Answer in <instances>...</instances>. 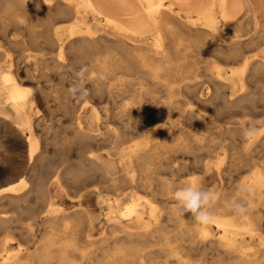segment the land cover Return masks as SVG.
Wrapping results in <instances>:
<instances>
[{"label":"rangeland","instance_id":"obj_1","mask_svg":"<svg viewBox=\"0 0 264 264\" xmlns=\"http://www.w3.org/2000/svg\"><path fill=\"white\" fill-rule=\"evenodd\" d=\"M13 2L16 4H13ZM254 2L255 0L249 1L250 4L252 3L256 5L257 3L255 4ZM56 3L53 8L50 7L52 9H47L45 8V6H42L40 0H20V1L13 0L10 4L11 7L3 6L0 3V6H1L0 7V26H1L0 27V38H1L0 39V62H4L5 60L7 62L10 61L9 63L11 64V69L13 70V72H15L19 82L22 85L27 86V88L30 89V99H32L33 97V101H35L34 102L35 112L33 114L35 117L33 118L34 119L33 129L38 138L37 155L41 154L42 155L41 159L43 158V156L44 158L46 157L45 159L43 158L42 160L44 163L47 160L46 164H48V167L45 168L44 165L46 164L42 163V166L41 164H39L41 163L40 162L41 159L39 160L34 159L36 162L30 160L28 158L29 156L27 155L28 152L25 148L26 140L24 136L21 135V133H19L20 131L16 128L12 120H6L3 117H0V188L7 184H11V183L12 184L15 183L14 185H16V183H18L21 178L23 180H21L20 183L23 184L22 182H24V184L26 185L24 184L21 185L19 183L18 186H22V188L25 187V189L27 188L26 190L23 189L25 191L22 190L19 194H15L14 197L11 194H7L8 197L6 195L4 197V194L1 195L0 197V217H2V220L0 218V222L2 223V224L0 223V248H1L0 254L1 252L2 253L5 252L4 249L5 250L9 249L11 251L34 250L37 247V245H39L40 243L38 241L41 238L46 237L48 234H50L49 232L50 230L46 228L47 224L45 223V221H42L41 219L42 218L45 219L47 215V209H48L47 205L49 204L48 198H49V191H50L49 184L51 183L55 174L57 173L61 174L60 177H61L62 185H61V191L58 192L55 196V202L59 204L60 206H62V208L64 207L63 209L67 211L68 213H72L71 215L68 216L66 220L73 221V231L75 232L74 234L75 238L77 237L76 239L78 240V246L82 245L81 248L80 247L79 248L86 249V251H89L88 249L92 248V246H89V244L87 243L85 234L92 233V235L96 237V239L97 237L99 239L100 235L103 234L104 236L106 235L107 232L109 233V231L113 230L112 226H117V223L119 222L120 218L122 219L120 221L126 220L127 217L120 214L121 209L126 210L127 206L131 205L132 199L130 196L126 195V197L122 201L124 206L120 208V207H117L115 203V198H114L115 194L116 196H118L119 193L120 195H122L127 190L130 192L135 191V192L144 194L145 196L154 198L152 200L156 201V203L160 205H163L166 203L164 205L165 207L169 208V206H171L173 208L175 201L172 198L165 200V198L160 195L154 196L155 194H154L153 188H143L140 185L138 186L136 185L137 188L135 186L131 188L132 186L130 187L129 183L120 182L119 181L121 178L120 176L123 177V173L125 174L124 166L120 162V157H118L117 155H113V156L110 155L114 151H116L117 147H119L120 145L121 147L126 148L127 146H132L135 143L142 142L145 139L147 134L152 133L154 128H158V126L163 123L165 118L162 117L160 114L163 112L165 108L166 109L164 111H165V114H167L166 118L168 120H171L173 123L175 122L177 124L176 126L177 133L178 134L182 133V137L186 138V142H188L189 146L188 147L177 146L176 148L171 149L168 154L164 155L166 157L164 156L162 157L161 163L163 165L158 166V167L153 166V165H147L146 169H144L139 174L140 177L145 178L147 174L151 172L152 177H153V180H152L153 184H156L157 179L159 181L161 180L164 182L172 180L173 187L182 186L183 184L184 185L187 184L185 182L192 177L200 178L202 179L204 183H207L208 185L206 188L207 190L217 187L218 188L217 190H221L222 191L221 193H224V195L229 197V199L236 200L238 198L237 197V189H238L237 186L238 185L241 186L242 185L241 183L252 174V171L254 169L252 167V164L250 163H253V161H255L256 159L262 160V161L264 160V157L262 155V153H264L263 152L264 151V146H263L264 145L263 144L264 143V124L257 123V121L264 120V98H263L264 97V92H263L264 86L262 87V85H264L263 70H261L260 68L259 70L254 68L252 71L249 68L244 73V76H243V79H244V85H243L244 89L243 90L239 85L235 94L233 95L234 97L231 96L232 97L231 100L225 99L223 96V93H221L220 91L216 92L215 94H213L214 96L212 95L211 97L215 101L212 100L211 98L209 99L212 101L207 99L208 96H210L211 94V89H213V86L210 85L212 82L211 77L207 75L208 74L207 72L206 73L205 71L203 72V70H199L196 73H188V72L177 73L174 75V77H171V78L164 76L161 79L162 82L159 84L151 83L152 77L144 73L143 75H141L142 72H139L138 70H131V71L125 70V69L119 70V71H116V73L114 72L113 74H111V78L115 80L114 82L113 80H111V78L109 79L110 75L108 76L107 80L109 81L111 80L110 83L112 82L115 83V82H118L119 79H122V82H124L122 87H124L125 89H129L130 92L127 91L124 93V92L116 91L113 95L117 99L116 102L115 101H114L115 103L113 101L108 102L109 99L107 98V94H106L107 87L105 84L97 85L99 88V91L95 89L92 92V89H90V88H93V89L95 88L90 82L91 80L90 77L94 75V74L91 75V72L88 70L90 59L86 57L85 55H83V57H78L79 55H77L73 51H69L65 49L63 50V52H60L57 48V45L52 44L47 39V32H51L52 29L54 28L53 26H55L56 23L71 20L70 16L63 15L61 12H59V7H60L61 2L57 0ZM252 4L250 6H253ZM16 7H18V9H16ZM34 10H37V13H35ZM43 10L46 13H44ZM258 15L260 19L258 18L257 21H253L252 13L250 16V12H247V14L243 12L239 20L236 23L223 26V28L224 27L225 28L223 30H220V33L222 34L221 37L224 40L230 41L235 35L241 34L242 38L245 40V42H243V45H241V49L247 54L250 53L248 56L250 55L252 57L259 56L262 50H264V47H263L264 45L263 43L264 42V29H263L264 13H259ZM6 18H8L9 20ZM47 19H48V22H47ZM53 22L55 24H53ZM6 31L13 32V35L11 33H9L10 34L9 35ZM255 31L257 32L255 33ZM259 31H261V33L263 34H260ZM3 36H5V39ZM203 38H204V41L207 40L205 36ZM12 39H15V41H13ZM248 40L252 42L250 43ZM247 41L251 45H249ZM211 45L207 44L205 48H208V49L204 48L203 50V48H201L202 54L206 56L209 55L211 48H212ZM253 45L255 47H253ZM260 46L263 48H261ZM259 47L261 50L259 49ZM201 49H197L198 52H201L200 51ZM205 50L206 52H204ZM58 53L60 54L58 55ZM194 58L196 57H193L192 59L191 57H189L187 61H191L193 63V60H195ZM202 60L204 61L205 59L202 58ZM204 63L205 62H201L198 65L203 66L205 65ZM222 63L225 64V61H222ZM81 70L84 71L83 84H84V87L88 89L89 94L85 99L77 102L71 97L69 93V88L81 82L80 78L76 76V73ZM259 71H262L263 74H261L262 72H259ZM119 73L121 75H118ZM247 75H249L250 77H248ZM107 80L105 79V81ZM138 81L140 83L144 82L143 85H141ZM189 83L191 84L188 86ZM260 86L262 87L261 90H260ZM104 88H106L105 91L103 90ZM142 88H144L143 89L144 93H142L140 97L133 94L134 91H139ZM198 89H200L201 91ZM132 90L133 92H131ZM183 90L186 91V93H184ZM248 90H249V93H248ZM104 93L105 95L102 96V94ZM199 94H201L204 100H201L198 98ZM170 100L173 101V104L171 106H174L175 109L174 107L170 106L169 104ZM178 100L180 102L182 100V102L185 104H183L182 102L180 103ZM214 102L216 104L218 103L217 106ZM163 104H165L164 107L162 106ZM93 105L97 107L95 108ZM105 106L106 108L109 107L108 110L107 109L105 110L104 108ZM134 106H137V107H134ZM138 106H140L141 109H139L140 107ZM168 107L169 108L171 107L172 110L171 108L169 110ZM176 107L178 108L179 111L177 110ZM8 108L9 106L7 105L6 110L9 111ZM94 110H96L97 112L99 111L98 119H95L92 116L94 114L93 113ZM122 111L123 113L126 114V116L124 114H121ZM132 111H135V112H132ZM138 111L139 112L142 111L141 113L145 112L144 114L147 113L146 115L149 117V120H145L144 118H141L140 117L141 114H137ZM158 111H160L161 113L159 112L160 113L159 114ZM106 112H107L106 114L107 116L105 115ZM168 112L170 113L168 114ZM198 112L200 113L201 116H199ZM192 113L195 115L193 116ZM76 114L78 116L83 115L81 118L83 120L85 128H88L89 126V128L93 130L95 129L94 133H98L101 135H97L96 137H88V139L87 137H80L79 135H77L75 133L76 132L75 131L76 130L75 117L77 118ZM127 114H129L130 117H127L128 116ZM134 114L137 116L133 117ZM137 117L138 119H136ZM196 118L198 119L201 118V119L198 120ZM249 124H256L257 131L255 135H253L250 139H245L242 136L241 130L245 129ZM231 127L233 130L231 129ZM139 129L142 131H140ZM212 137L214 139H212ZM198 138L199 140H197ZM206 142L207 143L209 142V143L206 144ZM215 143L217 144V146L215 145ZM200 144H203L204 146H201ZM210 144H212L211 145L212 147L210 146L211 148L209 147ZM218 145H219V148H218ZM199 146L201 147L198 148ZM226 146H228L227 148L230 150L226 149ZM202 147L203 148L205 147V148L203 149ZM212 148L217 149V150H214ZM210 149L212 151H210ZM92 153L93 154L95 153L96 155L94 154V156L92 157L91 156ZM246 153L248 155H245ZM251 153H253L254 155ZM90 157H92L93 160H95L97 157H103L105 159L107 158L110 159L112 165H114L111 176L116 177V181H118V184L116 181H113V183L116 182L115 186H113L114 185L113 183L109 184L111 183L112 179H105L103 177L101 169L98 167H95V168L93 167V164H92L93 160ZM255 157L257 158L254 159ZM166 162H169L170 164L168 163L167 165ZM204 162L206 163L204 164ZM85 164L87 165L84 166ZM171 164L176 166L177 168L174 167L176 169L173 170V166ZM39 165L41 166V169ZM179 165L181 166L179 167ZM37 166H39V168ZM263 166H264V163H263ZM36 167H37V170L35 169ZM134 168L135 167H133V169ZM33 169L36 170L37 173L36 171L34 172ZM42 169L44 171H42ZM207 169L209 171H207ZM208 172H210V174H207ZM68 173L69 175H67ZM35 174L36 176H34ZM219 174L221 175V177L219 176ZM137 175L138 174H136V176ZM24 179L26 182L24 181ZM38 179L41 181L44 180L42 181L44 183V186L45 185L48 186L47 192H46L48 193L47 195L44 194L43 195L44 197L41 196V198H39L38 197L39 195H37L36 198L37 197L38 198L36 199L34 196L36 194H30L29 196H27V198H24V200L27 199L26 201H24L23 199L20 201L17 199H14V198H17V197H20L26 194V192L29 191L30 188L33 187V184ZM71 180L75 182H72ZM122 183L124 185H122ZM51 192H52V189H51ZM9 195H10V198H9ZM78 196L79 198L77 200L76 198ZM80 206H82V208ZM263 206H264L263 203H259L257 207H260V209L257 210L258 208L256 206L254 207V206H251V204H248L246 213L248 214L247 215L248 217H251V219L252 218L258 219V222H260L261 227L264 230V224H263L264 223V213H263L264 207ZM83 208H86L89 211L90 216L93 219L94 226L90 232H88L89 229L87 227L86 219L82 216L81 212L79 213L78 211ZM89 208H91V210ZM93 210L95 211V213ZM213 211L217 215H221L223 213L220 208L213 210ZM253 214L254 215L258 214V215L254 216ZM72 215L73 217L75 216L77 217L72 218ZM227 215L232 218H238V214H235V213H228ZM107 216L110 217L111 219H109ZM173 216H172L173 218H171L170 221L167 220L165 222L164 228H166L168 232L170 241L173 240L171 242V247L176 251H180L183 254L184 259L189 260V262L193 261L191 263H194V264H204V263L205 264H218L219 262L222 264L224 263L223 262L224 260H225V264H229L227 263L229 261L231 262L230 264L234 263V260H233L234 258H232L231 255L229 256L224 252L217 251L219 250V248L221 249V247L215 244L213 245L212 243H209V242L206 245L200 246L199 244L195 242V240L192 241L187 235L180 234V232L178 231L179 228H181L180 222H185V224L186 225L189 224L187 226H190V227H193V225L195 226V223L190 218L189 214H187L184 218L179 215H175V214H173ZM187 216L189 217L187 218ZM262 216H263V219H262ZM6 218H8V223H7ZM186 218H187L186 220L187 222L185 221ZM83 222H86V223H83ZM114 222L116 223V225ZM55 224L56 225L54 227H56V232L59 235H62L61 237H59V239L60 238L62 239L60 240L62 243L68 235H71L72 231L69 229L65 231L62 221H60L59 223H55ZM83 224L86 225L87 229L85 228ZM26 228L27 229L29 228V230H27ZM29 231L33 233V235ZM153 234L154 235L150 236L148 240L146 241L144 248L146 252H149V255L147 256L149 260H151L155 264H163L165 260L168 258V253L167 251H165L164 247L161 246V242L159 243L157 242L158 240L160 241L161 238H158L156 233H153ZM7 237H8V242L5 244L4 241L6 240ZM57 239L58 238H56V240ZM247 241L249 242H246V244H248V246L252 250L258 249L257 248L259 244L258 240L256 241V240L248 239ZM61 243H59V245ZM179 243H181L182 245L181 244L179 245ZM56 244H54L55 246H51L52 248L50 249L54 253H56V250L61 247V245L59 247V245H56ZM213 246H216V247H213ZM93 247H96V245L93 244ZM69 249H72V248H69ZM78 254L80 255L78 256ZM222 254H224L223 255L224 257H222ZM70 255L74 257L75 259H77L81 257V252L75 250ZM53 256H56V255L53 254ZM214 258L216 261L213 260ZM223 258H226V259H223ZM54 260H52L51 262H45V261L43 262V260L37 261V262L31 261V262H27V264H58L56 261L54 262ZM77 260L78 262H80L79 259ZM195 261L197 263H195Z\"/></svg>","mask_w":264,"mask_h":264},{"label":"bare ground","instance_id":"obj_2","mask_svg":"<svg viewBox=\"0 0 264 264\" xmlns=\"http://www.w3.org/2000/svg\"><path fill=\"white\" fill-rule=\"evenodd\" d=\"M12 1L13 0H0V3L3 6H10ZM56 1L57 0H40L41 5L45 6V8H47V9H52L55 6ZM58 1L61 2L60 7H59V12H61L63 15L70 16L71 20L70 21H63L62 20L63 22H59L56 24L53 22V24H55V26H53L54 28L52 29L51 32H47V39L52 44L57 45V48L60 52H63V50L65 49V50L73 51L74 53L79 55L78 57H83V55H85L86 57H88L90 59L88 70L91 72V75L94 74L93 76L90 75L91 76L90 82L93 85V87H95L94 89L93 88H90V89H92V92L95 89L99 91V88L97 85H99V84L104 85L105 84L107 89L104 88L103 90L105 91V89H106L107 98L109 99L108 102H112V101L116 102L117 99H116V97L113 96L116 91H120V92H124V93L129 91V89H125L124 87H122V85L124 84V82H122V79H119L118 82L113 83L115 80H113L111 78V74H113L114 72L116 73V71L124 70V69L129 70V71L138 70L139 72H142L141 75H143V73H144V74L151 76L152 82L151 81L150 82L153 84L161 83L162 82L161 79L164 76L171 78V77H174V75L177 73H182V72L196 73L199 70H203V72L204 71H205V73L207 72L208 73L207 75H209V77H211L212 82L210 85L213 86V89H211V94H210V96H208L207 99L211 98L213 94L220 91L221 93H223V96L225 99H230V100L232 99V97H234L233 95L235 94L239 85L242 88V90L244 89L243 88V85H244L243 76H244V73L249 68L252 71L254 68H256L257 70H259V68H260L264 72V50H262L261 53L259 52L260 54L257 57L256 56L252 57L251 55L248 56L250 53L247 54L246 52H244L241 49V45H243V42H245V40L242 38L241 34L235 35L229 41V40H224L221 37L222 34L220 33V30H223L225 28V27L223 28V26L236 23L239 20L241 14L243 12H245V14H247V12H250V16L252 13V20L257 21V19L259 18L258 14L264 13V2H263L264 0L263 1L262 0H255L254 3L255 4L257 3V4L254 5L251 3L253 6H250L251 5L249 3L250 0H58ZM13 4H16V3L13 2ZM50 7H52V8H50ZM13 9H14V7H13ZM16 9H18V7H16ZM48 11H50V10H48ZM54 11H55V9H54ZM34 12L37 13V10H34ZM44 13H46V12L44 11ZM6 19H8V18H6ZM245 21H247V20H245ZM12 22H13V20H12ZM47 22H48V19H47ZM262 22H263V20H262ZM259 24H260V22H259ZM261 24H263V23H261ZM263 29H264V27H263ZM6 32L8 34L11 33L13 35V32H8V31H6ZM256 32L257 31H255V33ZM259 32H260V34H263V33H261V31H259ZM40 34H42V33H40ZM257 35H256V37H257ZM204 36H205V38H207V40H205V41L203 38ZM3 37L5 39V36H3ZM262 39H260V40H262ZM12 40L15 41V39H12ZM207 41H209V42H207ZM210 42L212 43V45ZM249 42H248V44H249ZM258 42H259V40H258ZM7 44H8V42H7ZM207 44H210L212 46V48H211L210 54L206 56V55L202 54L201 48H203V50H204V48L207 46ZM249 45H251V44H249ZM253 47H255V46L253 45ZM260 47H259V49H260ZM263 47H264V45H263ZM263 47H261V48H263ZM197 49H201L200 50L201 52H198ZM205 49H208V48H205ZM204 52H206V50ZM59 54L60 53H58V55ZM189 57H191V59L193 57H196V58H194L195 60H193V63L191 61H187L189 59ZM202 58H204L205 60L203 61ZM222 61H225V64H223ZM9 62H7L6 60L4 62H0V117H3L6 120H12L14 122L16 128L20 131L19 133H21V135H23L25 140H26V143H25L26 147L25 148L28 152V154H27L29 156L28 158L32 161H35L34 159L39 160V159H41L42 155L41 154L37 155L38 138H37V135L35 134V131L33 129L34 128L33 127V124H34L33 118L35 117L33 115L35 112V108H34V102L35 101H33V97H32V99H30V89L27 88V86H24L19 82L15 72H13V70L11 69V64ZM201 62H205L204 63L205 65H203V64H202L203 66L198 65ZM259 72H262V71H259ZM263 72L261 74H263ZM28 73H29V71H28ZM256 73H258V72H256ZM118 75H121V74L119 73ZM258 75H260V74H258ZM108 76H109V79L111 78V80H113L112 83H110L111 80L110 81L107 80ZM247 76L250 77L249 75H247ZM139 77H138V79H139ZM105 79L109 82L105 81ZM248 81H250V80H248ZM143 83L144 82H141L140 84L143 85ZM190 84L191 83H189L188 86ZM186 85H187V83H186ZM263 86L264 85H262V87ZM262 87L260 86V90L262 89ZM200 88H201V86H200ZM143 89L144 88H142L139 91H134V92L132 90L131 92H133L134 95L140 97L142 95V93H144ZM198 90H200V89H198ZM254 90H255V88H254ZM250 92H252V91H250ZM263 92H264V89H263ZM263 92H261V93H263ZM102 93H103V91H102ZM184 93H186V91H184ZM194 93H196V92H194ZM248 93H249V90H248ZM129 94H131V93H129ZM103 95H105V93L102 94V96ZM33 96H35V95H33ZM216 96H218V95H216ZM254 96H255V94H254ZM198 98L201 100H204V98H202L201 94L198 95ZM182 100H181V102H182ZM212 100H214V99H212ZM212 100H210V101H212ZM169 102H170L169 104L171 106L173 104V101L170 100ZM219 102H220V100H219ZM176 103H177V101H176ZM183 104H185V103H183ZM217 104H216V106H217ZM7 105L9 106V108H8L9 111L6 110ZM164 105L165 104H163L162 106L164 107ZM221 105H222V103H221ZM134 107H137V106H134ZM138 107H140V106H138ZM141 107H142V105H141ZM141 107L139 109H141ZM171 107H174V106H171ZM104 108H105V110L106 109L108 110L109 107L106 108V106H105ZM170 108H169V110H170ZM221 108H219V109H221ZM123 109H121V110H123ZM174 109H175V107H174ZM164 110L162 113L160 111H158V113L160 112L161 114L160 113L159 114L165 118L163 123L160 124L158 126V128H154L152 133L147 134L145 139L142 142L135 143L132 146H127L126 148L121 147V145H120L119 147H117V149L115 148L116 151H114L110 155L111 156L117 155L118 157H120V162L124 166L125 174L123 173V177L120 176L121 177L119 180L120 182L129 183L130 187L132 186L131 188H133V186L136 187V185L137 186L140 185L143 188H153L154 194H155L154 196L160 195V196L164 197L165 200L166 199L168 200L169 198H171V193H172V189H173V186H172L173 181L172 180L164 182L161 180L159 181L157 179L156 184H153L152 183L153 177H152L151 172L149 174H147V176L145 178H142L139 175L144 169H146L147 165H153L156 167L163 165L161 163V161H162L161 159L165 154H168L171 149L176 148L177 146H182V147H188L189 146L188 142H186V138L182 137V133L181 134L177 133V130H176L177 124L175 122L173 123L171 120H168L166 118L167 114H165ZM171 110H172V108H171ZM177 110H178V108H177ZM98 112L96 110L93 111L94 114L92 116L95 119L99 118ZM107 112L105 113V115L107 114ZM132 112H135V111H132ZM141 112L138 111V113L137 112L136 113L141 114L140 115L141 118H144L145 120H149V117L146 115L147 113L144 114L145 112L144 113H141ZM182 112H181V114H182ZM82 113H83V111H82ZM117 113H119V112H117ZM169 113L170 112H168V114ZM121 114H124L126 116V114L123 113V111ZM129 114H127L128 115L127 117H130ZM154 114H156V113H154ZM194 115L195 114H193V116ZM82 116L77 115V118L75 117V119H76V122H75L76 123V130L75 131L76 132L75 133L77 135H79L80 137H87V139H88V137H96L97 135H101L98 133H94L95 129L93 130V129L89 128V126H88V128H85L83 120L81 118ZM114 116H116V115H114ZM134 116H137V115L134 114L133 117ZM199 116H201L200 113H199ZM136 119H138V117ZM196 119H198V118H196ZM200 119H198V120H200ZM72 128H74V127H72ZM242 128H244V127H242ZM189 129H191V128H189ZM231 129H232V127H231ZM238 129H240V128H238ZM140 131H142V130H140ZM239 133H240V131H239ZM11 135H13V134H11ZM195 135H196V133H195ZM212 139H214V138L212 137ZM21 140H23V139H21ZM197 140H199V138ZM251 140H250V142H251ZM230 142H231V140H230ZM259 142H257V143H259ZM208 143L206 142V144H208ZM200 145L204 146L205 143H204V145L203 144H200ZM211 145L212 144H210L209 147ZM215 145L217 146L216 143H215ZM117 146H118V144H117ZM201 146H199L198 148H200ZM228 146H226V149H228L227 148ZM248 147H250V146H248ZM218 148H219V145H218ZM212 149H214V148H212ZM246 149H248V148H246ZM207 150H209V149H207ZM214 150H217V149H214ZM221 150H223V149H221ZM228 150H230V149H228ZM210 151H212V150L210 149ZM213 152H215V151H213ZM94 154L92 153L91 156L93 157ZM217 154H218V152H217ZM251 154H253V153H251ZM254 154H255V152H254ZM228 155H230V154H228ZM245 155H248V154L246 153ZM262 155L264 157V153H262ZM92 157H90V158H92ZM164 157H166V156H164ZM245 157H243V158H245ZM43 158H44V156H43ZM256 158L257 157H255L254 159H256ZM42 159L40 160L41 163H39V161H38V163L41 164V166H42V163H44ZM92 160H93V158H92ZM46 161L44 164H46ZM263 161L256 159L255 161H253V163H250V164H252V167L254 168L252 171V174L248 178H246V180H244L241 183L242 185L247 186L250 189H252L253 195L250 198L251 199L250 204H251V206H254V207L255 206L257 207V205L259 203H263V205H264V166H263L264 162ZM166 163L168 165L169 162H166ZM205 163L206 162H204V164ZM92 164H93L94 168L98 167L101 169L103 177L105 179H112L111 183H109V184H112L113 181H116V177L111 176L112 169H113L114 165H112L110 159H108V158L105 159L103 157H97L95 160L92 161ZM236 164H238V163H236ZM46 165H44L45 168L48 167V164H46ZM86 165L87 164H85L84 166H86ZM132 165H134V166H132ZM39 166H37V167L39 168ZM41 166H40V169H41ZM172 166H173V170H175L177 168L174 165H172ZM180 166L181 165H179V167ZM206 166H208V165H206ZM37 167L35 168L36 170H37ZM133 167H135L136 170H135V168L133 169ZM174 167H176V168H174ZM204 168H205V166H204ZM43 169H42V171H44ZM250 169H251V167H250ZM36 170H34V172ZM98 171H100V170H98ZM137 171H138V173H137ZM207 171H209V170L207 169ZM240 172H242V171H240ZM36 173H37V171H36ZM135 173L138 175L136 176ZM207 174H210V172H208ZM67 175H69V173ZM196 175H197V173H196ZM34 176H36V174ZM60 176H61L60 173L55 174L53 180L49 184V189H50L49 198H48L49 204L48 205L46 204L48 206L47 215H46L45 219H43V218L41 219L42 221H45V223L47 224L46 228L50 230L49 231L50 234H48L46 237L41 238L38 241V242H40L39 245H37V247L34 250L11 251L9 249L8 250L4 249L5 252L4 253L1 252V254H0V264H27V262H31V261L37 262V261H42V260H43V262L44 261L45 262H51L54 259H56V260H54V262L56 261L58 264H155L151 260L148 259L147 256L149 255V252H146L145 248H144L146 241L148 240V238L150 236L154 235L153 233H156L157 237L161 238L160 241L158 240L157 242L158 243L161 242V246H163L165 251H167V253H168V258L165 260V262L163 264H194V263H191L193 261L189 262V260L184 259L183 254L180 251H176L171 247V242L173 240L170 241L168 232H167L166 228H164L165 222L167 220L170 221L171 218L174 217L173 214L177 215L176 212L174 211V209L171 206H169V208L165 207L164 205L166 203L163 205L156 203V201L152 200L154 198H151L149 196H145L144 194H141L139 192H135V191L130 192L128 190H127L128 192L123 191L125 193L122 195H120V193H119L120 196L119 195L116 196V194L114 196L115 203H116L117 207H120V208H122L124 206L122 201L126 197V195L131 197V199H132L131 205H128L129 207L127 206L126 210L121 209V213H120L123 216L127 217L126 220L120 221V220H122L120 218L119 222L117 223V226H112L113 230L109 231V233L107 232L108 234L106 233V235H104V236H103V234L100 235L99 239H98V237L96 239V237H94L92 235V233L91 234L90 233L85 234L86 235L85 236L86 241L89 244V246H92V248L88 249L89 251H86V249H80L82 245L78 246V240L76 239L77 237L75 238V235H74L75 232L73 231V221L66 220L68 218V216L71 215L72 213H68L67 211H65L63 209L64 207L62 208V206H60L59 204H57L55 202L56 194L61 191L62 181H61ZM219 176L221 177L220 174H219ZM34 179H35V177H34ZM21 180H23V179L21 178L20 181ZM20 181L18 183H16V185H14L15 183L14 184L11 183V184H7V185L1 187L0 188V197L3 194H4V197H5V195L7 196V194H11L13 197L15 194H19L23 189H25V187L22 188V186H18ZM24 181H25V179H24ZM42 181H44V180H42ZM42 181L38 179L33 184V187L30 188V190L26 192V194H24L20 197L14 198V199H17L19 201L22 199L24 200V198H27V196H29L30 194H36V195H34L35 198L37 195H39L38 196L39 198H41V196H43L44 194L47 195L48 193H46V192H47L48 186H46V185L44 186V183ZM71 181L75 182L73 180H71ZM116 182L118 184V181H116ZM116 182L113 183L114 184L113 186H115ZM193 182L197 183L199 186H201L203 188H207V186H208L207 183H204L202 181V179L195 178V177L190 178L185 183L190 184ZM22 183L24 184V182H22ZM23 184H21V185H23ZM24 185H26V184H24ZM122 185H124V184L122 183ZM238 186H237V188H238ZM51 189H52V192H51ZM217 189L218 188L216 187V188H212L209 190L213 193L218 194L220 197V199L218 201H215L211 207V211L215 217L213 222H211L207 225H203V226L198 225L194 222L195 226L193 225V227L187 226L189 224L186 225L185 222H180L181 228H179L178 231L180 232V234L187 235L192 241L195 240V242L197 244H199L200 246L206 245L209 242V243H212L213 245L215 244V245L221 247V249L219 248V250H217V251L224 252L229 256L231 255V257L234 258L233 264H264V230L262 229L260 222H258V219H256V218L251 219V217H248L247 216L248 214L246 212L244 214L238 215V218L229 217L227 214L233 213L231 211L229 205L233 201H235V199H229V197L225 196L224 193H221L222 192L221 190H217ZM25 190H23V191H25ZM9 198H10V195H9ZM78 198H79V196L76 199L78 200ZM26 200H24V201H26ZM75 202H77V201H75ZM80 207L82 208V206H80ZM91 208H89V209L91 210ZM218 208H220L221 211L223 212L221 215H217L213 211V210H216ZM257 208H258L257 210L260 209V207H257ZM78 211H79V213L81 212L82 216L86 219L87 227L89 229L88 232H90L94 226V223H93L92 217L90 216L89 211L86 208H83V209L78 210ZM262 212H263V210H262ZM94 213H95V211H94ZM109 213H110V211H109ZM256 215H258V214H255L254 216H256ZM185 216H183V218ZM75 217H77V216H75ZM75 217H73V215H72V218H75ZM188 217L189 216H187V218ZM0 218L2 220V217H0ZM108 218L111 219L110 217H108ZM187 218L185 219V221L187 220ZM190 218H191V215H190ZM6 219H7V223H8V218H6ZM6 219H4V220H6ZM262 219H263V216H262ZM60 221L63 222L65 231L68 229L72 231L71 235H68L62 243L60 241L62 239L61 238L59 239V237H61L62 235H59L56 232V227H54L56 225L55 223H59ZM182 221H184V220H182ZM86 222H83V223H86ZM261 222H262V220H261ZM114 223H112V224H114ZM111 225H110V227H111ZM115 225H116V223H115ZM84 226L86 228V225H84ZM5 227H6V225H5ZM27 230H29V228ZM62 230H63V228H62ZM85 231H87V230H85ZM64 233H66V232H64ZM31 234L33 235V233H31ZM85 237H84V239H85ZM9 238H11V237H9ZM56 238H58V239L56 240ZM248 239L259 241L258 247L256 246L258 248V249L256 248L257 250H252L248 246V244H246V242H249V241H247ZM4 242H5V244L8 242V237L6 238V240ZM56 243H58V244H56ZM59 243H61L60 244L61 247H60ZM54 244L59 245V247H60L56 250L57 254L50 250L52 248L51 246H55ZM93 244H95L96 247H93ZM180 244L181 243H179V245ZM185 244H187V243H185ZM213 247H216V246H213ZM254 247H255V245H254ZM69 248H72V249H69ZM186 249H188V248H186ZM217 249H218V247H217ZM75 250L81 252V257L77 258L80 260V262H78L77 259H75L74 257H72L70 255ZM53 254H55L56 256H53ZM75 254H76V252H75ZM79 255L80 254H78V256ZM223 255L224 254H222V257H224ZM223 259H226V258H223ZM213 260H215V258ZM223 262L224 263H222V264H225V260ZM195 263H197V262L195 261ZM211 263H213V262H211ZM227 263L230 264L231 262L229 261ZM218 264H221V263L219 262Z\"/></svg>","mask_w":264,"mask_h":264},{"label":"clouds","instance_id":"obj_3","mask_svg":"<svg viewBox=\"0 0 264 264\" xmlns=\"http://www.w3.org/2000/svg\"><path fill=\"white\" fill-rule=\"evenodd\" d=\"M80 78V83L69 88L71 97L79 102L85 99L89 91L83 84L84 71L81 70L76 73ZM257 123L264 124V120L257 121ZM257 131L256 124H249L242 130V136L245 139H250ZM253 195L252 189L241 185L237 189V199L233 201L229 207L235 214H244L247 211V206L251 202ZM171 198L175 201L173 209L177 215L183 217L190 214L192 220L198 225H207L214 220V215L211 207L215 201L220 199L219 195L213 193L206 188L199 186L193 182L182 186H174L171 193Z\"/></svg>","mask_w":264,"mask_h":264}]
</instances>
